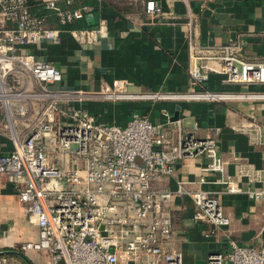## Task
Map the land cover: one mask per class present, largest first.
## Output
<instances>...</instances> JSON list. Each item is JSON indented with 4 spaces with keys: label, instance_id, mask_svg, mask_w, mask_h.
I'll list each match as a JSON object with an SVG mask.
<instances>
[{
    "label": "built area",
    "instance_id": "obj_1",
    "mask_svg": "<svg viewBox=\"0 0 264 264\" xmlns=\"http://www.w3.org/2000/svg\"><path fill=\"white\" fill-rule=\"evenodd\" d=\"M38 1L60 25L81 20L90 11H61L56 6L59 1L68 5V0ZM135 1L143 4L149 20L163 15L154 0ZM178 1L188 7V0ZM191 20L188 12V31ZM67 32L88 43L104 36L101 26ZM58 34L45 26L43 17L30 14L28 0H0V134L10 142L9 151L0 155V177L14 188L23 214L37 232L36 241L20 244L19 252L42 253L44 264H181L180 255L166 247L173 235L168 204L174 197L189 198L196 223L225 227L229 221L211 192L186 191L182 182L172 192L153 189L152 184L170 176L178 161L199 157L207 160L201 173L224 175L217 130L198 139L177 125L170 144L161 125L137 113L121 127L96 122L80 105L94 98L232 101L264 100V94L128 93L122 81L98 92L62 89L61 73L33 54L41 43L55 42ZM187 53L192 85L205 83L210 72L222 75L225 84H264V62L240 58L236 43L213 48L189 43ZM250 139L262 146L263 154L251 178L260 188L248 192V198L264 201V122L250 127ZM197 182L203 184V176ZM220 183L223 193L240 191L230 178ZM0 264L13 262L2 256ZM205 264H264V244L250 247L229 241L226 252L209 254Z\"/></svg>",
    "mask_w": 264,
    "mask_h": 264
},
{
    "label": "crops",
    "instance_id": "obj_2",
    "mask_svg": "<svg viewBox=\"0 0 264 264\" xmlns=\"http://www.w3.org/2000/svg\"><path fill=\"white\" fill-rule=\"evenodd\" d=\"M68 1V5L59 1L56 6L61 11L82 7L90 11L81 20L60 25L55 14L45 11L38 0H28L30 14L43 17L47 28L59 31L55 42L41 43L33 54L61 73L58 86L62 89L98 92L113 81H122L128 93L264 94V84H225L222 75L210 72L205 83L192 85L187 75L189 43L209 48L236 43L241 48L240 58L264 62V0H188L187 8L178 0H154L163 15L152 20L146 17L143 4L135 0H92L97 5L95 11L81 0ZM188 12L192 15L189 31L184 25ZM72 24L76 28H69ZM99 26L104 36L89 43L77 41L67 32ZM80 107L98 123L121 127L137 113L161 125L170 144L175 141L177 125L182 133L198 139L217 130L216 147L225 162L224 175L201 173L207 160L199 157L178 161L170 176L152 184L153 189L172 192L176 183L182 182L186 191L211 192L229 221L225 227L196 223L189 198L174 197L168 204L173 235L166 247L180 255L181 264H205L209 254L226 252L229 241L250 247L264 244V201L248 198V192L260 188L251 178L262 165L263 149L251 142L250 127L264 122V100L106 102L94 98ZM9 149L8 138L0 134V155ZM238 167H242L241 174ZM202 176L204 183L199 184ZM226 178L237 185L238 193H223L220 181ZM22 232L27 239L22 243L36 241L34 222L23 214L14 188L0 177V252L13 251ZM30 253L33 258L26 259L30 264H44V259L38 262L37 252ZM8 258L13 264H23L15 257Z\"/></svg>",
    "mask_w": 264,
    "mask_h": 264
},
{
    "label": "rangeland",
    "instance_id": "obj_3",
    "mask_svg": "<svg viewBox=\"0 0 264 264\" xmlns=\"http://www.w3.org/2000/svg\"><path fill=\"white\" fill-rule=\"evenodd\" d=\"M21 237H20V240L18 241V242H16V244L17 245H15L14 247H13V251H15V252H18V253H20L19 252V250H18V247H19V245L23 242V241H25V240H27L26 239V235H25V232H22V234L20 235ZM36 253V252H35ZM21 254V256H22V258H25V259H29V260H31L32 258H33V254L32 253H30V252H23V253H20ZM37 257L36 258H38L39 260H38V262L39 263H42V261H43V259H44V257H43V254H41V253H37ZM16 258V262L19 260V261H21L22 262V260L21 259H19V258H17V257H15ZM16 264V263H15Z\"/></svg>",
    "mask_w": 264,
    "mask_h": 264
},
{
    "label": "trees",
    "instance_id": "obj_4",
    "mask_svg": "<svg viewBox=\"0 0 264 264\" xmlns=\"http://www.w3.org/2000/svg\"><path fill=\"white\" fill-rule=\"evenodd\" d=\"M81 4H83V5H86V6H90L94 11L96 10V8H97V5H96V3H95V1H92V0H81ZM45 10V9H44ZM45 11H47V10H45ZM80 25V24H79ZM79 25H78V27H79ZM68 26H66V28H67ZM77 27V28H78ZM82 27V26H81ZM69 28H76L75 27V25H70L69 26ZM22 263L23 264H30L29 263V261H27L25 258H23L22 259Z\"/></svg>",
    "mask_w": 264,
    "mask_h": 264
},
{
    "label": "water",
    "instance_id": "obj_5",
    "mask_svg": "<svg viewBox=\"0 0 264 264\" xmlns=\"http://www.w3.org/2000/svg\"><path fill=\"white\" fill-rule=\"evenodd\" d=\"M85 19H88L87 17ZM6 256V257H17L19 259H23L21 254L15 251H2L0 252V257Z\"/></svg>",
    "mask_w": 264,
    "mask_h": 264
}]
</instances>
